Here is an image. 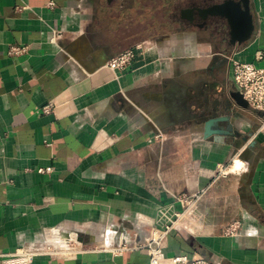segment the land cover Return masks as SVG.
<instances>
[{
    "label": "crops",
    "instance_id": "0c3cea01",
    "mask_svg": "<svg viewBox=\"0 0 264 264\" xmlns=\"http://www.w3.org/2000/svg\"><path fill=\"white\" fill-rule=\"evenodd\" d=\"M168 1L0 0V264L57 229L80 252L31 264H149L135 244L161 209L184 211L181 193L201 196L167 257L264 264V112L234 97L232 63L264 66V0L243 44L227 19L193 23L189 0ZM138 43L127 68L108 67ZM235 219L243 233L226 235Z\"/></svg>",
    "mask_w": 264,
    "mask_h": 264
},
{
    "label": "built area",
    "instance_id": "2783aa9c",
    "mask_svg": "<svg viewBox=\"0 0 264 264\" xmlns=\"http://www.w3.org/2000/svg\"><path fill=\"white\" fill-rule=\"evenodd\" d=\"M54 5V3H50ZM143 50L141 43L127 48L109 59L107 65L113 70H123L127 68ZM28 51V45H12L9 49L10 55H22ZM233 78L238 90L243 94L251 109L264 112V66H259L253 62L232 59ZM56 104L49 102L44 105L43 112L50 113ZM226 167L221 168L225 172ZM44 170V169H41ZM45 170H51L47 168ZM225 174V173H219ZM200 193H181L176 196L184 206V211L175 210L173 205H169L160 210L159 222L162 226L151 227L149 236L142 242L135 244L136 248L146 249L150 255L149 264H215L211 260L202 257H190L189 255H176L167 257L164 252V238L174 228L177 227L181 216L190 209ZM244 231V223L235 219L227 223L224 227L226 235L237 237ZM70 238H66L65 235ZM79 235L74 237L70 232L63 229L52 230L42 241L23 244L5 255L2 264H31L38 256H49L51 258H75L80 252Z\"/></svg>",
    "mask_w": 264,
    "mask_h": 264
},
{
    "label": "water",
    "instance_id": "95a60500",
    "mask_svg": "<svg viewBox=\"0 0 264 264\" xmlns=\"http://www.w3.org/2000/svg\"><path fill=\"white\" fill-rule=\"evenodd\" d=\"M191 15H195V11H199V17L211 25L223 27L225 20L232 27V41L234 43L243 44L247 42L253 32V19L251 15V0H220L205 5L195 6L189 9ZM239 24L243 32L236 33V26ZM234 97L243 106L248 105L240 91L234 92Z\"/></svg>",
    "mask_w": 264,
    "mask_h": 264
},
{
    "label": "flooded vegetation",
    "instance_id": "af4514ba",
    "mask_svg": "<svg viewBox=\"0 0 264 264\" xmlns=\"http://www.w3.org/2000/svg\"><path fill=\"white\" fill-rule=\"evenodd\" d=\"M209 0H189L188 1V4H189V6H192V7H195V6H197V5H203L204 3H207ZM187 4V5H188ZM189 9H184V10H182L181 11V16L182 17H185L186 18V20H188V21H191L190 20V13H189ZM195 15H196V17H194L193 18V20H192V22L193 23H199V21L201 22V23H204V20H202V19H200L199 17H197V16H199V11L198 10H196L195 11ZM201 23H199V24H201ZM207 23V22H206Z\"/></svg>",
    "mask_w": 264,
    "mask_h": 264
},
{
    "label": "bare ground",
    "instance_id": "6f19581e",
    "mask_svg": "<svg viewBox=\"0 0 264 264\" xmlns=\"http://www.w3.org/2000/svg\"><path fill=\"white\" fill-rule=\"evenodd\" d=\"M238 169H242L243 168V165H242V161H238Z\"/></svg>",
    "mask_w": 264,
    "mask_h": 264
},
{
    "label": "rangeland",
    "instance_id": "374dc122",
    "mask_svg": "<svg viewBox=\"0 0 264 264\" xmlns=\"http://www.w3.org/2000/svg\"><path fill=\"white\" fill-rule=\"evenodd\" d=\"M168 0H166V3H167ZM169 2V1H168ZM236 159H239V158H236ZM236 161V160H235Z\"/></svg>",
    "mask_w": 264,
    "mask_h": 264
}]
</instances>
